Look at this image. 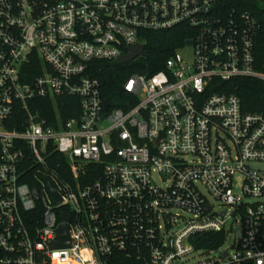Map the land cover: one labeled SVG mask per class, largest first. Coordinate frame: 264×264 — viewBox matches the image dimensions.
I'll list each match as a JSON object with an SVG mask.
<instances>
[{
	"label": "built area",
	"instance_id": "1",
	"mask_svg": "<svg viewBox=\"0 0 264 264\" xmlns=\"http://www.w3.org/2000/svg\"><path fill=\"white\" fill-rule=\"evenodd\" d=\"M259 27L220 0H0V264H264V112L229 93L264 91ZM174 28L183 45L124 79L125 107L102 96L93 64ZM207 233L223 240L196 247Z\"/></svg>",
	"mask_w": 264,
	"mask_h": 264
},
{
	"label": "trees",
	"instance_id": "2",
	"mask_svg": "<svg viewBox=\"0 0 264 264\" xmlns=\"http://www.w3.org/2000/svg\"><path fill=\"white\" fill-rule=\"evenodd\" d=\"M223 13L231 10L247 11L259 23L258 33L254 38L255 68L264 72V0H220ZM145 51L142 57L129 63L97 62L90 70L101 84V93L104 98L115 105L125 107L119 102V97L124 96L121 84L124 79L133 72H141L148 69L155 72L163 67L164 61L179 46H182L187 38L183 28H174L163 32H148L146 34ZM100 68V70H98ZM229 93H235L242 102V109L246 112H264V91L260 82L253 79H235L229 83ZM42 108L39 110L41 117L47 118L51 109L52 101L38 100ZM51 106V108H46ZM57 112L62 118L76 116L78 113V100L74 97H62L56 100ZM52 183V182H50ZM213 242L207 243L202 240L196 247H217L223 240L222 233H207Z\"/></svg>",
	"mask_w": 264,
	"mask_h": 264
},
{
	"label": "water",
	"instance_id": "3",
	"mask_svg": "<svg viewBox=\"0 0 264 264\" xmlns=\"http://www.w3.org/2000/svg\"><path fill=\"white\" fill-rule=\"evenodd\" d=\"M191 41H186L187 45H191ZM144 50V46L142 44H137L134 46H130L128 48V53L122 55L119 60L123 63L128 62L135 56L141 54ZM108 102H105L104 106L105 108L108 107ZM50 192L52 193L53 197L55 198L56 202L60 201V195L58 191L53 188L50 184L48 185ZM223 215V214H222ZM63 216V222L56 234V237L51 241L50 245L52 248H58V247H68L70 245V237L68 232V222H69V215L65 212L62 213Z\"/></svg>",
	"mask_w": 264,
	"mask_h": 264
},
{
	"label": "rangeland",
	"instance_id": "4",
	"mask_svg": "<svg viewBox=\"0 0 264 264\" xmlns=\"http://www.w3.org/2000/svg\"><path fill=\"white\" fill-rule=\"evenodd\" d=\"M183 54V56L186 58V59H191V54L188 52V53H184V52H181ZM263 165H261L262 167ZM239 226H236L235 227V233L232 234V237H238L239 236ZM202 254H204V250H201V249H198V250H195L193 251L192 255L190 256V260H195V259H198L199 257L202 256Z\"/></svg>",
	"mask_w": 264,
	"mask_h": 264
}]
</instances>
